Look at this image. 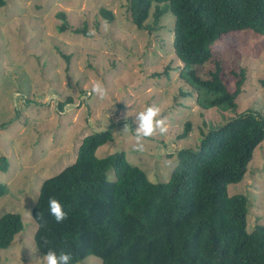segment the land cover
Wrapping results in <instances>:
<instances>
[{
    "label": "rangeland",
    "instance_id": "rangeland-1",
    "mask_svg": "<svg viewBox=\"0 0 264 264\" xmlns=\"http://www.w3.org/2000/svg\"><path fill=\"white\" fill-rule=\"evenodd\" d=\"M5 1L0 7V182L6 191L0 197V216L20 214L23 229L9 247L0 248V264H43L34 242L32 208L43 181L75 160L86 135L112 126V140L96 155L123 150L129 163L161 182L169 179L178 150L198 147L204 122H224L229 112L198 103L174 51L170 11L150 31L132 23L128 0ZM102 8L113 14L111 21L100 13ZM58 12L66 15L62 32ZM84 25L95 35L75 33ZM212 52L224 63L229 91L235 77L227 70L246 69L237 113L248 109L264 118V36L227 33L214 42ZM95 82L106 89L102 99L92 92ZM149 105L159 107L158 118L166 121L168 131L146 138L139 152L133 148L135 114ZM187 121L191 130L178 139ZM125 123L128 130L121 132ZM228 193L247 196L248 231L264 223V140L254 149L242 181L229 184ZM76 264L102 261L89 255Z\"/></svg>",
    "mask_w": 264,
    "mask_h": 264
},
{
    "label": "trees",
    "instance_id": "trees-1",
    "mask_svg": "<svg viewBox=\"0 0 264 264\" xmlns=\"http://www.w3.org/2000/svg\"><path fill=\"white\" fill-rule=\"evenodd\" d=\"M128 1L130 19L139 29L151 31L164 13L174 15V51L198 103L229 116L216 125L204 122L206 132L201 131L198 147L178 150L169 179L161 182L129 163L123 150L96 155L112 140V126L86 135L75 160L40 186L32 208L38 251L67 252L69 264L89 255L102 264H264V223L248 231L247 196L228 193L229 184L242 181L254 149L264 140V118L248 109L237 113L246 69L227 70L235 77V88L229 91L224 63L212 52L214 42L227 33L243 30L264 36V0ZM5 4L0 0V7ZM100 13L113 19L105 8ZM57 16L62 32L66 15ZM74 31L89 35L86 25ZM190 130L187 121L177 138H186ZM5 191L0 182V197ZM50 197L67 213L62 223L49 215ZM22 229L20 214L1 215L0 248L9 247Z\"/></svg>",
    "mask_w": 264,
    "mask_h": 264
},
{
    "label": "clouds",
    "instance_id": "clouds-1",
    "mask_svg": "<svg viewBox=\"0 0 264 264\" xmlns=\"http://www.w3.org/2000/svg\"><path fill=\"white\" fill-rule=\"evenodd\" d=\"M89 35H95L94 31ZM92 92L96 93L101 99L106 95V89L100 82H95L92 85ZM128 113L125 115L127 120ZM160 116V109L156 105L146 106L143 110L135 114L136 127L134 129V144L133 148L136 151L143 152L146 138L153 137L157 133L163 135L168 131L166 121ZM129 124L125 123L121 132L128 130ZM49 215L54 217L56 223H62L67 219V213L64 211L62 204L54 197H50L48 201ZM38 216L41 214L38 212ZM42 218V217H41ZM72 259L67 252L61 251L57 253L55 250L48 248L46 254L42 258L43 264H69ZM33 264V260L31 262Z\"/></svg>",
    "mask_w": 264,
    "mask_h": 264
}]
</instances>
